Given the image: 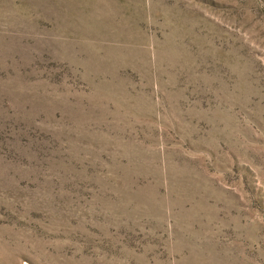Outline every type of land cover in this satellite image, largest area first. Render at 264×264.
I'll use <instances>...</instances> for the list:
<instances>
[{
	"label": "rangeland",
	"instance_id": "1",
	"mask_svg": "<svg viewBox=\"0 0 264 264\" xmlns=\"http://www.w3.org/2000/svg\"><path fill=\"white\" fill-rule=\"evenodd\" d=\"M0 264H264V0H0Z\"/></svg>",
	"mask_w": 264,
	"mask_h": 264
}]
</instances>
